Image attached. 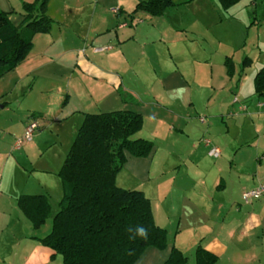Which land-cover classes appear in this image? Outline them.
Segmentation results:
<instances>
[{"label": "crops", "instance_id": "obj_1", "mask_svg": "<svg viewBox=\"0 0 264 264\" xmlns=\"http://www.w3.org/2000/svg\"><path fill=\"white\" fill-rule=\"evenodd\" d=\"M140 1L146 0L129 6L121 0H50L51 30L37 34L26 59L0 80V264H64L41 241L60 210L62 200L56 213L52 202L63 183L34 155L78 133L86 114L126 110L143 116L135 138L152 142L153 149L147 157L128 156L117 186L143 192L168 237L176 228L166 249L149 247L135 264H165L183 232L190 253L202 246L218 257L216 264H264V194L251 203L243 197L264 186V147L199 129L248 112L244 77L234 80L235 67L228 73L231 56L215 72L209 49L202 47L210 30L199 16L206 3L172 1L153 17L133 14ZM241 2L227 10L219 4L229 12ZM257 2L249 1L254 10ZM0 10L13 13L11 1L0 0ZM24 21L23 12L13 23ZM249 59L247 69L254 64ZM32 122L37 136L17 149ZM46 127L55 139L45 143ZM212 148L219 149L218 157L209 155ZM207 158L215 161L208 164ZM36 195L48 197L52 211L38 229L19 204L21 197Z\"/></svg>", "mask_w": 264, "mask_h": 264}, {"label": "trees", "instance_id": "obj_2", "mask_svg": "<svg viewBox=\"0 0 264 264\" xmlns=\"http://www.w3.org/2000/svg\"><path fill=\"white\" fill-rule=\"evenodd\" d=\"M49 1L25 3L21 26L13 23L11 13L0 10V80L26 59L37 34L51 30L53 20L46 15ZM219 1L227 10L241 0ZM172 6V0L140 1L133 14L158 17ZM250 65L251 59L246 58L240 77ZM227 68L233 75L230 59ZM254 87L257 96L264 98V67L256 74ZM142 128L143 116L134 111L86 114L59 172L64 189L60 210L51 232L41 239L63 257L64 264H135L147 248H167L168 232L156 224L150 200L143 192L116 183L129 155L143 158L153 149L152 142L134 138ZM19 204L36 229L51 216V204L44 195L23 196ZM137 225L148 229L146 241L130 239ZM195 259L196 264H216L218 257L199 246ZM188 262L174 247L165 264Z\"/></svg>", "mask_w": 264, "mask_h": 264}, {"label": "rangeland", "instance_id": "obj_3", "mask_svg": "<svg viewBox=\"0 0 264 264\" xmlns=\"http://www.w3.org/2000/svg\"><path fill=\"white\" fill-rule=\"evenodd\" d=\"M10 1L12 4V10L14 11L11 13V18L15 22L18 18L22 17V13L24 12V4L28 2L32 3L35 0ZM121 1L126 6H129L132 0ZM172 1L179 4L181 2H185L186 0ZM249 1L252 0H243V2L228 12L221 8L218 0H194L197 5L204 3L207 5L205 10H201L199 13V16L203 18L202 22L204 24L207 23L209 25L208 27L210 28L209 32H207L209 40L204 42L202 47L209 49L208 53H210V58H212L211 60L215 67V72H218L220 69L223 71L224 64L222 65V63H224L227 56H231L234 62V80L236 81L237 78H239V74L242 72L244 59L249 57L254 60L253 66L249 69H247L248 67L245 68L242 74V77H244V94L242 96L244 98H248L251 101H247L246 103L248 112H239V114H237V116L234 118L226 117V123H222L219 120L218 123H214V127L209 128L207 122L200 124V132H205L206 134L211 128L214 130V132H229L231 137L235 139L239 137L237 140L240 142H248L252 148L257 147L260 144H262L264 147V98L257 96L254 87V78L257 72H259L264 66V26L260 28L262 29L261 40L258 36V28L260 26L259 24H264V3L263 0H258V2L257 0H254V2L256 1L258 3V7L254 10L253 5L249 3ZM215 5H217V7ZM255 21L258 22L256 25H254ZM251 27L253 28L251 29ZM194 37L195 36L193 35V38ZM259 103H262L263 106L258 107L257 104ZM14 108L16 107L14 106ZM50 129L46 127L43 130L45 133V143L55 139L54 136L50 134ZM254 132H259L260 136L256 135ZM37 133L38 130H36L34 133V138L37 136ZM76 135L77 133H75L73 136H64L61 139L62 145L55 146L49 151L37 152L36 155H34V162L38 163L41 167L51 168V170L54 171L56 170L57 172H55L57 174L54 175H58V177H60L59 172L64 165ZM205 139L206 137H204L202 144H204ZM207 160L208 164H211L215 161L212 158H207ZM247 170L248 169L244 170L243 173H240L242 178L247 177L246 174L249 172V170ZM236 185H238V181H236ZM63 197L64 190L62 191V189L59 191L58 195L53 196V212L56 213L59 210V203ZM238 202L241 201L238 200ZM175 232L176 228L171 227L168 241L169 238L171 239L172 236H174ZM185 235V232L181 233L177 247L188 258V264H196L195 254L190 253L193 252V249L189 248V243L184 242L189 239V237ZM182 237L183 241H180ZM181 242H184V245H182ZM196 250L197 249H195V251Z\"/></svg>", "mask_w": 264, "mask_h": 264}, {"label": "built area", "instance_id": "obj_4", "mask_svg": "<svg viewBox=\"0 0 264 264\" xmlns=\"http://www.w3.org/2000/svg\"><path fill=\"white\" fill-rule=\"evenodd\" d=\"M102 50V49H98ZM38 129V124L36 122L30 123V125L26 129L25 136L21 139H18L16 142V148L21 149L23 145L27 142H31L34 137V133ZM209 155L212 157H218L220 155V151L218 148H212L209 152ZM264 194V186H261L259 188L250 190L246 193H244V201L246 203H251L255 199H259Z\"/></svg>", "mask_w": 264, "mask_h": 264}, {"label": "clouds", "instance_id": "obj_5", "mask_svg": "<svg viewBox=\"0 0 264 264\" xmlns=\"http://www.w3.org/2000/svg\"><path fill=\"white\" fill-rule=\"evenodd\" d=\"M127 231L130 233L131 232V227H129L127 229ZM137 237H139L140 239L143 240H147L149 237V231L146 227H144L143 225H137L135 227V234L134 235H130V239L135 240Z\"/></svg>", "mask_w": 264, "mask_h": 264}]
</instances>
